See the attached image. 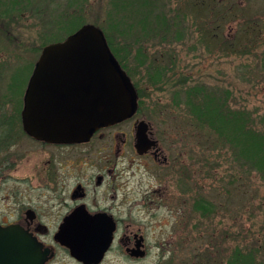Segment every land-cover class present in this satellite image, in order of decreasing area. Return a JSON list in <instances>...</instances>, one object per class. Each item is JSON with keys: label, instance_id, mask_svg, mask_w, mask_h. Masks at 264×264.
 <instances>
[{"label": "rangeland", "instance_id": "1", "mask_svg": "<svg viewBox=\"0 0 264 264\" xmlns=\"http://www.w3.org/2000/svg\"><path fill=\"white\" fill-rule=\"evenodd\" d=\"M190 2L0 0V122L20 118L23 92L43 46L64 40L83 24L100 27L137 90L136 117H143L160 137L171 141L166 146L163 142L166 149L172 146L169 158L176 155L161 170L152 159L138 157L129 148L126 178L184 181L167 204L171 212L160 207L151 221L153 229L159 223L156 235H146L164 247L153 248V244L140 264H157L159 255H164L160 264H229L232 256L245 254H251V264H264V172L237 153L235 141L225 140L208 127H197L185 99L186 90L203 88L217 95L219 104L223 99L229 112L242 114L247 128L264 132V0H223L213 9L210 2L201 8ZM226 117L230 118L228 113ZM4 132L6 147L0 146L2 220L17 214L23 204L44 201L34 198L30 186L19 187L18 179L30 174L35 179L47 173L59 176L60 170L65 171L58 158L69 153L50 150L42 154V148L20 136L16 126ZM9 160H15V169L4 164ZM66 178H75V173L70 171ZM61 180L45 190L46 196L54 200L52 190ZM146 188V183L128 186L129 190ZM200 203H209L212 210L203 215ZM174 209H185L177 220ZM111 259L107 264H132Z\"/></svg>", "mask_w": 264, "mask_h": 264}, {"label": "flooded vegetation", "instance_id": "2", "mask_svg": "<svg viewBox=\"0 0 264 264\" xmlns=\"http://www.w3.org/2000/svg\"><path fill=\"white\" fill-rule=\"evenodd\" d=\"M209 2L213 9L223 0H191L190 3L201 8L207 7ZM138 109L127 120L97 129L86 141L68 144L46 142L25 134L21 117L17 120L4 119L8 123L4 122L3 131L18 127L19 135L31 145L42 148V154L50 150L69 152L58 158L65 171L60 170L59 176L47 173L45 177L35 179L30 174L18 179L19 187L30 186V189H34V198H43V203L23 204L10 219H0V226H16L35 237L42 249L47 251L44 264H107L112 256L121 262L140 264L149 256L153 244V248L164 247V243L149 241L146 235H156L154 231L159 223L153 229L151 221L160 207L171 212L167 204L180 191L184 181H133L126 178L129 148L138 157L152 159L161 170L176 159V155L171 158L167 155L171 145L164 148L171 141L160 137L143 117L137 118ZM127 123L130 125L123 129L122 126ZM140 127L142 142L138 149L137 132ZM6 135L4 132L3 136ZM12 146L15 148V145ZM143 149L146 150L142 154L139 151ZM14 161L9 160L4 164L15 169ZM70 171L75 173V178H66ZM13 174L8 181L14 180ZM59 177L63 180L53 188L52 200V197L46 196L45 190L53 187ZM130 183H146L147 188L129 190ZM184 211L179 209L175 212L174 209L172 214L175 220ZM145 217L149 219L147 223L140 219ZM176 222L174 225H177ZM173 228L178 230L177 226ZM163 258L164 255H159L157 264Z\"/></svg>", "mask_w": 264, "mask_h": 264}, {"label": "water", "instance_id": "3", "mask_svg": "<svg viewBox=\"0 0 264 264\" xmlns=\"http://www.w3.org/2000/svg\"><path fill=\"white\" fill-rule=\"evenodd\" d=\"M136 108L133 85L103 31L85 24L63 41L42 48L23 95L21 119L29 136L68 144L86 141L97 128L126 120ZM137 139L139 149L142 127ZM46 258L47 251L30 233L0 226V264H44Z\"/></svg>", "mask_w": 264, "mask_h": 264}, {"label": "trees", "instance_id": "4", "mask_svg": "<svg viewBox=\"0 0 264 264\" xmlns=\"http://www.w3.org/2000/svg\"><path fill=\"white\" fill-rule=\"evenodd\" d=\"M77 29L78 28L73 29L70 34ZM105 35L108 45H110L108 35L106 33ZM216 96L217 95H210L207 90L205 91L203 88L198 87H194L190 91H185V99L189 104L187 105L190 106L192 110L194 119L192 121L196 123L197 127H208L225 140L229 139L235 141L238 147L237 153L245 157L246 161L251 166L264 172V132L247 128V124H244L245 120L243 119L245 117H243L242 114L238 116L239 113L229 112L225 107L226 102L221 99L222 103L219 104L216 100ZM225 113H228L230 118H225ZM2 126L4 125L0 122V146L6 147V144L2 141H7V135L3 136ZM198 208L203 215L207 210H212V206L209 203H200ZM248 255L249 254L238 255L236 257L232 256L228 259L229 264H251L250 261L252 257H250L251 254L250 256ZM247 260H249V262H247Z\"/></svg>", "mask_w": 264, "mask_h": 264}]
</instances>
